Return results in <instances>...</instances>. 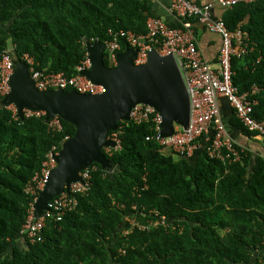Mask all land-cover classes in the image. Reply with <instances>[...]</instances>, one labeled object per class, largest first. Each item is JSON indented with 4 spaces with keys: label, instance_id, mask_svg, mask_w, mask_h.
<instances>
[{
    "label": "trees",
    "instance_id": "obj_1",
    "mask_svg": "<svg viewBox=\"0 0 264 264\" xmlns=\"http://www.w3.org/2000/svg\"><path fill=\"white\" fill-rule=\"evenodd\" d=\"M222 8L245 46L232 56V82L263 120L264 0ZM150 16L145 0H0V54L14 48L34 70L70 77L86 42L105 43L120 30L144 34ZM231 110L230 126L262 150L232 140L236 160L210 158L204 147L179 157L152 137L151 119L118 121L120 147L101 149L112 169L94 162L88 191L30 243L19 231L40 191L27 187L75 127L60 118L62 129L51 130L44 116L15 119L0 106V264H264V147Z\"/></svg>",
    "mask_w": 264,
    "mask_h": 264
},
{
    "label": "built area",
    "instance_id": "obj_2",
    "mask_svg": "<svg viewBox=\"0 0 264 264\" xmlns=\"http://www.w3.org/2000/svg\"><path fill=\"white\" fill-rule=\"evenodd\" d=\"M255 0H217L220 7H231L238 2H253ZM212 4L198 5L189 0H170L169 11L175 16L176 24L171 26L161 18L150 16L146 19L147 31L144 34H136L132 31L120 30L110 33L111 38L104 43V53L109 66L116 64L117 54L122 51L120 41L126 43V47L136 49L135 64L144 63L149 51L155 49L160 55L172 54L180 70L186 90L189 96L190 111L189 122L186 128L175 125L172 135L161 137L159 135L161 117L159 113L148 104L138 103L129 112V121L141 123L151 119L155 124V133L152 136L163 150L171 151L176 156H190L198 148H206L210 158L238 159V152L232 139L227 135L224 122L221 118L218 98L227 100L234 110L237 119L255 132V137L264 147V119L256 120L251 113L254 99L248 97L246 92L240 93L232 82L231 59L234 55L245 52V46L241 43L242 31L238 27L231 32L226 27L221 16L212 15ZM194 21L203 25L207 30L217 33L221 37L217 63L211 64L203 58L197 45L194 31ZM21 59L26 62L28 70L34 79V85L38 90L65 89L75 90L79 93L96 94L104 91L101 85L93 84L80 71L87 70L91 62L87 53L77 66V74L66 76L63 72L42 73L34 70L33 60L27 54ZM14 69L12 63V49L0 54V100L9 93V78ZM253 87L251 94L257 91ZM11 110L12 117L18 118L17 108L14 104L7 106ZM23 118L44 116V111L23 108ZM51 130H61L62 124L58 116L47 121ZM118 127L108 135L115 142L114 147H103L105 151L111 148H119ZM68 137H65L67 139ZM58 151L51 148L42 163L40 174L33 178L34 185H29L27 191L36 194L44 186L48 171L55 166L54 154ZM96 166L91 163L78 172L79 180L72 182L68 190L52 198L47 203V209L39 217H35L33 206L28 212L19 234L25 235L30 243L41 239L42 229L48 218L60 220L64 214L73 209L77 204L76 196L86 193L89 189L92 170ZM37 198V197H36ZM35 198V199H36ZM158 221H156L157 223ZM159 222H163L162 220Z\"/></svg>",
    "mask_w": 264,
    "mask_h": 264
},
{
    "label": "water",
    "instance_id": "obj_3",
    "mask_svg": "<svg viewBox=\"0 0 264 264\" xmlns=\"http://www.w3.org/2000/svg\"><path fill=\"white\" fill-rule=\"evenodd\" d=\"M85 47L91 66L80 74L101 85L104 88L101 93L38 90L26 62L12 49L14 69L9 78L10 91L2 97L0 106L14 104L20 120L23 108H29L44 111L46 122L58 116L75 127L74 134L61 143L53 156L56 164L48 171L33 203L35 217L47 209L48 201L79 180L78 172L91 163L112 169L101 149L115 146L108 132L117 129L118 121L130 120L129 112L134 105L148 104L159 113L161 137L172 135L175 125L188 126L189 96L172 54L160 55L152 49L144 63L135 64L136 49L125 47L117 54L115 66L110 67L104 63V42L96 39L86 42Z\"/></svg>",
    "mask_w": 264,
    "mask_h": 264
},
{
    "label": "crops",
    "instance_id": "obj_4",
    "mask_svg": "<svg viewBox=\"0 0 264 264\" xmlns=\"http://www.w3.org/2000/svg\"><path fill=\"white\" fill-rule=\"evenodd\" d=\"M150 7L151 16L161 18L168 24H176L175 16L169 11L170 0H145ZM198 5L212 4V15L214 17H219L222 15L224 9L216 4L217 0H189ZM194 31L197 38V45L203 58L206 59L211 64L217 63V55L220 48L221 37L212 31L207 30L203 25L194 21L193 23ZM218 107L220 111L221 118L224 122L227 135L234 140L236 143L242 144L243 146H248L251 149L262 150L260 145L254 140L247 136H244L239 129L230 126L229 118L232 116V110L229 103L223 97L218 98ZM200 149V148H198ZM196 149L195 151H197ZM194 151V152H195ZM188 156L192 158L194 155Z\"/></svg>",
    "mask_w": 264,
    "mask_h": 264
}]
</instances>
